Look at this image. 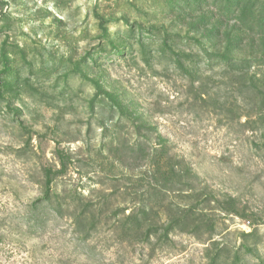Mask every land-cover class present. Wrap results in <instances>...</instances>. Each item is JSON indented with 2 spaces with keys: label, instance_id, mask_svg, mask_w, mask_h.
I'll use <instances>...</instances> for the list:
<instances>
[{
  "label": "rangeland",
  "instance_id": "374dc122",
  "mask_svg": "<svg viewBox=\"0 0 264 264\" xmlns=\"http://www.w3.org/2000/svg\"><path fill=\"white\" fill-rule=\"evenodd\" d=\"M0 264H264V0H0Z\"/></svg>",
  "mask_w": 264,
  "mask_h": 264
}]
</instances>
